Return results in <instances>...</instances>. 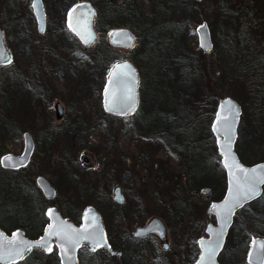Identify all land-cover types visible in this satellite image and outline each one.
<instances>
[{"label":"rangeland","instance_id":"374dc122","mask_svg":"<svg viewBox=\"0 0 264 264\" xmlns=\"http://www.w3.org/2000/svg\"><path fill=\"white\" fill-rule=\"evenodd\" d=\"M107 1L113 4L112 0ZM115 1L120 4V0ZM222 1L226 3L227 10H233L237 16L231 15L230 18L224 19L221 22L223 27L230 26L229 29L232 31L235 23L251 16L257 25H261L259 28L264 29V0H200L201 7L197 9V15L204 9L209 10L212 12L208 14L210 19L215 20V8H218V4L222 5L220 3ZM30 2L31 0L25 2L0 0V28L9 39V42L6 39L5 43L13 60L10 67L0 71V161L8 154L21 155L24 135L29 134L34 149L29 164L24 169L32 167L40 174L34 177V180L42 176L55 189L56 196L53 200L57 199L49 208L59 213L61 204H69L71 214L78 215L81 219L87 208L91 207L97 211L93 206L96 195L88 196L85 192L87 186L95 189L93 194L96 192L107 194L105 187L110 188L112 202L113 191L118 187L123 195V203L117 205L121 207L123 213L120 218L108 222L113 232L112 236L132 237L136 228L145 226L151 218H159L166 226L168 232L166 242H169L171 249L167 252L159 247L156 240L150 241L149 238L146 243L150 242L152 246L150 244L146 246L144 264H167L164 259H167V262L172 260L173 264H193L199 254L194 240L205 236L207 225L214 224L211 218L208 219L206 212L211 202H218L209 201L215 184L218 187L217 177L220 174L218 169L220 159L215 149L216 145L214 148L211 142L214 140L215 144L210 131L214 117L213 114L211 120V113L213 109L215 113L222 98H231L237 102L230 82L233 81V71L237 72L236 76L243 84L253 88L255 84L264 86V67L261 72V65L249 66L252 64L251 58L245 55L244 47L239 57L235 54L231 57L230 48L226 46L225 40H222L223 49L217 46L212 49L214 52L204 54V59L199 62L205 73L202 90L191 93L188 86H179L180 98H176V94L165 92V89H174L176 78L171 79L169 75L171 71L163 60L158 66L145 60L143 68L134 65L138 70L139 80L144 81L145 100L143 99L142 105L140 102L136 112L130 116V121H127L129 117L119 120L106 119L102 104L99 105L102 98L99 99L98 88L101 84L99 77L105 83L110 68L97 65V61H94V64L91 62L95 69L88 68L91 63L87 64L81 59L95 55L94 46L98 42V34L95 31L96 38L88 46H82L72 36V43L75 42L73 45L68 42L66 36V16L70 9L81 2L74 4L65 12L60 8L65 7L63 3L52 4L50 0L43 2L46 19L43 35L37 32ZM139 4L143 6L144 13L150 11V4L147 1H141ZM235 7L240 9L241 13L234 11ZM201 23L204 21L195 25L189 22L184 30L186 41L193 51L198 49L195 31ZM240 25L243 26V22ZM121 28L127 29L126 27L113 29ZM248 33L253 51L264 55V34L254 29ZM107 35L108 33L104 40L109 46ZM134 39V45L130 50L111 48L127 56L136 48L135 35ZM220 41L218 37L214 41L212 39L213 45L214 42L218 45ZM55 42L67 43L69 57L74 61L68 62V59H64L60 46L54 47ZM22 74L25 82L21 81ZM10 76H13L10 83L13 87L6 84L7 77ZM252 82V86L248 85ZM10 94H13L11 98ZM254 95L250 96L256 98ZM57 105L62 110L60 117H56ZM252 105L251 101L246 104L248 112L253 108ZM99 108L102 110L101 113ZM262 108L264 109V106ZM257 109L260 112L254 111V127L258 128L255 133L260 130V126L264 129V110ZM248 120L247 114L241 112L237 128L241 125L243 140L245 123ZM253 122L254 120L252 124ZM10 127H13L16 134H11ZM150 127H152L150 130L161 136L165 142L175 145L174 150L177 154L165 147L153 146L152 140L143 136L138 140L137 131ZM44 135H50L51 138L45 139ZM82 142H85L86 150L81 149ZM259 145L256 146V156L264 155V141L259 142ZM90 148L92 150L96 148L99 154L96 156L89 150ZM245 148L247 152L252 150L250 147ZM83 159H86L87 163H84ZM67 163L75 164L81 171L82 178L75 186L68 185L59 178L60 172L63 171L62 164L65 166ZM85 172L91 174L85 175ZM31 174V171L27 173L29 177ZM4 176V173H0V178ZM197 176L201 177L199 181H205L203 184L209 183L211 186L198 187L201 183L190 186L189 180ZM105 177L110 180H106ZM8 185L7 181L0 180V195L4 196ZM55 185L60 186L59 192ZM203 188L210 190L209 195H200ZM101 199L106 203L105 197L101 196ZM132 207H135L139 214L131 213ZM183 208L190 209V212H183ZM177 209L183 213L178 214ZM13 211L14 214L24 215L17 209ZM97 213L100 215L98 211ZM247 223L251 230L257 231L253 223L250 221ZM102 226L106 233L107 226L104 221ZM240 256L237 260L236 255L234 256L235 264H243V253H240ZM245 256L246 253L244 258ZM53 260L55 261V257Z\"/></svg>","mask_w":264,"mask_h":264},{"label":"trees","instance_id":"16d2710c","mask_svg":"<svg viewBox=\"0 0 264 264\" xmlns=\"http://www.w3.org/2000/svg\"><path fill=\"white\" fill-rule=\"evenodd\" d=\"M141 1H147L148 4H150L149 12L144 13L143 6L139 4V2ZM43 2H46V0H43ZM78 2H89L95 8L96 17L94 20V29L98 34L97 41L99 42V44L97 42L98 45L96 44V46H94L95 55L93 57H81L82 60H85L87 64H90L91 62L94 64V61H97V65L100 64L101 66H106L108 68H110V66L120 61L121 59L129 60L138 68H143L145 60L153 63V65L156 66H158V64L163 60L165 66H167V68L171 71L169 74L171 79L174 80L176 78L175 83L173 84L174 89H165V92H169L171 93V95L176 94V98H180L178 95L179 86L186 85L189 87V91H191V93H195L196 90H202V83L205 80V77L203 76V74H205L204 69L199 63L204 59V54L199 49H197L199 51H197L196 49L194 51L191 50L185 38L186 34L184 30L187 26V23L189 22L194 25L200 21H204V23H206L213 41L216 37H218V40H221L218 45L214 42L213 49H215L217 46L223 49L222 40H225L226 46L230 48L231 57L233 54L239 57L240 52L244 47L246 50L245 55L251 58L250 60L252 64H250L249 66L261 65V72L264 67V55L261 52L257 53L253 51L252 40L249 37L248 33L249 30L254 29L258 33L264 34V29L261 30L259 28V26L261 25H257L254 22L255 19L251 16L241 20L239 23H235L232 31H230L229 29L230 26L223 27L221 22L224 19L230 18L231 15L236 16V13L232 12L233 10H227L226 3L224 1L220 2L222 3V5L218 4V8H215V20L210 19L208 14H212V12L209 10L204 9V11H200L197 15L196 11L201 7V3H198L196 0H120L119 5L115 0H112L113 4L107 0H53L51 3L65 4V7H60L61 10H64L65 12L71 6ZM234 11H240V9L235 7ZM217 13L218 15H216ZM241 22H243V26L240 25ZM231 24H233L232 20ZM224 25L226 24L224 23ZM115 27H126L136 36V48L129 52V55L127 56L121 55L118 51L112 50V48L110 46H107V44L105 43L104 37L111 29ZM20 36L21 34L18 35L19 38ZM66 36L68 42L75 45V42L72 43L73 40H71L72 35L67 30ZM7 41L9 42L8 37ZM58 46H60L62 57L64 59H68V62L74 61L69 57L67 43L62 44L61 42H55L54 47L56 48ZM81 51H83V49ZM150 51L152 52V54H150ZM92 63L91 65H88V68L95 69V66ZM74 67L76 66L74 65ZM241 71L242 68L240 69V72ZM246 72H248V68ZM236 75L237 72L233 71V81H230L231 85L234 88L231 87L230 84L229 86L235 92L233 94L234 99L241 105L242 112L244 111L245 115L247 114L249 120L247 123H245L244 140L242 139L241 125L237 129L238 136L235 143V151L243 164L252 165L254 163L264 161V155L256 156L255 152V150H257L256 146L259 145V142L264 141V129L261 128L262 126H260V130H257V133H255V130L258 128L254 127V111H259L257 108H259L260 110H264L262 108L264 106V86H262V84H255V87L250 88L249 86L243 84V81L238 79ZM231 76L229 77V79L231 78ZM94 78L97 79L98 77ZM219 80H221V78ZM99 81H101V84L98 88V95L100 99L104 80L99 77ZM90 82L93 83L92 80H90ZM252 84L253 82L248 85L252 86ZM143 87L144 81L139 80L138 94L139 103L141 102V105L144 99ZM169 93H167V95H169ZM253 94H255L254 96L256 98H252ZM12 95L13 94H10V98L12 97ZM250 101L253 103V108L250 109V112H248L246 104H248ZM99 105H101L100 102ZM101 112L102 110L100 109V113ZM213 114L214 109L211 113V120ZM105 118L118 120L120 119L109 115H106ZM130 120L131 117L127 119V121ZM252 120H254L253 124ZM12 128L13 127H10L9 130ZM151 128L152 127L147 129H139L136 133L138 136V140H141V138L143 137L147 138L149 140H152L153 146L165 147L167 150L176 153L174 150L175 145H172L171 142H165L161 136L157 135V133L155 132H152L150 130ZM10 132L11 134H16L14 129L10 130ZM257 134L259 137H257ZM47 136L44 135V138H51V136ZM211 142L213 147L215 148L214 140H211ZM80 147L81 149H87L85 146V142L80 143ZM245 147H247V149L248 147H250L252 150H248L249 152H247L245 150ZM89 150H91V152L96 156L99 154L96 148L94 150L90 148ZM61 168L63 171L60 172L59 178L61 181L67 183L68 185L75 186L77 181L82 178L81 171L73 163H67L65 166H63L62 164ZM218 169L220 171V174L217 177V181H219V184H221V186H219L218 184V187H216L215 184V187H212L213 192H211V194L209 195V201L221 200L226 189L224 171L221 166H219ZM30 171L32 172L31 177L27 175V173ZM0 173H4L5 175L3 178H0V180H5L9 184L8 188L4 191V196L0 195V228L6 233H10L15 229L21 228L28 238H37L41 234L42 229L47 221L45 210L51 204H54L57 198L51 202L43 198V196L37 189L34 180L40 174H38V172L32 167L17 171L4 170L0 167ZM88 174L91 173L85 172V175ZM105 178L106 180H110V178L108 177ZM200 178L201 177L198 178L197 176V178L190 179L191 181L189 180V185L194 186L197 183H201L198 184V187L206 185L211 186L209 185V183L203 184V182L205 181H199ZM125 180L126 179H124V182H126ZM124 182H121V184H124ZM55 187L59 192L60 186L55 185ZM94 190L95 189L87 186L85 192L88 196L96 195V201L93 202V206L100 213L102 221H104L107 226L106 234L108 237L110 248L113 251L119 252L120 257L117 258L111 255L110 252L104 248L96 249V251L94 252L92 250H89L87 247H82L77 254L78 264L146 263V260L144 258V251L147 248L146 246L148 244L152 246L151 243H146L148 240L138 241L128 236H112L113 232L111 227L108 226V222H112L113 220L120 218L123 212L121 210V207L112 202L110 198V188L105 187L107 194H99L98 192H96V194H93ZM101 196L105 197V199L107 200L106 203L103 202ZM60 208V213L63 217L69 218L76 224L80 223V217L78 215L73 216L71 214L72 209L69 204H61ZM123 208L126 209L127 207ZM15 209H17V211L23 213L24 215H20V213L14 214L13 210ZM130 212L134 213L135 215L139 214V211H136L135 207H132ZM183 212H190V209L183 208ZM183 212L182 210L177 209L178 214H181ZM247 221L253 223L257 231L251 230L248 226ZM252 237L264 238V189L263 194L259 199L246 205L236 214L233 226L231 227L227 236L224 249L219 256L220 264H235L234 256L236 255L237 260V257L240 256V253L242 254L243 252H245L247 247H249L250 239ZM195 248L198 252L196 246ZM53 257H55V261L53 260ZM57 257L58 255L56 248H54L51 253H44L39 249H32L22 261L16 264H60ZM242 263L246 264L243 256Z\"/></svg>","mask_w":264,"mask_h":264},{"label":"water","instance_id":"95a60500","mask_svg":"<svg viewBox=\"0 0 264 264\" xmlns=\"http://www.w3.org/2000/svg\"><path fill=\"white\" fill-rule=\"evenodd\" d=\"M20 1H25V0H20ZM196 1L199 2L200 0H196ZM33 3L34 0L31 1V9L37 22V31L39 34H43L45 32L44 6L42 0H35L36 3L35 8L32 7ZM94 17H95V10L93 6L88 2L78 3L68 12V20L74 21V26H75L74 29L76 31V36L78 40L85 46L91 44V42L94 41L96 37V33L93 27ZM195 32L197 36L198 49L201 50L202 53L205 55L209 54L212 51L213 44L211 40L210 31L206 23H201V25H199L196 28ZM107 36H108V44L112 48H122L125 50H129L134 45V41H135L134 35L128 29H124V28L112 29L109 31ZM0 60H3L2 62H8L10 60V55L5 48L1 31H0ZM138 84H139L138 72L131 62L124 60L116 63L111 68L108 74L106 85L104 87L102 94V107L104 112L113 116H120V117L132 115L136 110L138 104ZM106 99L108 102V106L113 110L111 111L106 110L105 108ZM222 105L223 108L221 107ZM129 106H131V110H128ZM230 106H235V108L238 109L239 111V115L235 117V123L232 125L233 131L231 132L230 159L228 162L231 163L232 159H234L236 164H238L239 166L245 169L259 168L260 166H264V161L254 163L252 165H245L240 161L237 153L235 152V142L237 139V126L240 119L241 107L237 102H235L231 98H225L224 100L220 101L217 106L211 124V132L215 139L217 153L221 158V165L225 171L226 191L222 200L219 202H212L207 210V215L213 214L216 217L217 225L212 226L209 224L206 229V233L209 235V237L206 239L200 238L197 240V244L200 249V256L195 264H198V262H200L201 254L204 251L201 247V242H203V244L207 246L210 242L215 241L217 239V233L223 231V235L220 240V247L217 248L215 255L209 259L207 258V253L205 252L204 254L206 258L202 262V264H220L218 261V257L224 248L226 237L233 224V219L235 214L239 210H241L244 206L259 199L263 193L264 185H261L259 188L258 195L245 202L242 207H238L234 209L232 215L228 217L226 226H223L222 228L224 221L222 216L218 214L222 213L223 205L225 203V198L228 197L230 179L232 180L235 179V176L230 177L228 169L225 168L224 166L225 157L224 155H222V152L227 151L224 145H225L226 137L229 135L228 133L229 122L232 119V113L229 111ZM56 111H57V117H60L62 110L59 105L56 106ZM218 113L220 114L219 117L217 115ZM226 116L228 117L227 120L225 119ZM23 144H24L23 151L21 155L15 156L12 154H8L1 159L0 164L3 169L19 170L26 167L29 164L34 149V145L29 134L24 135ZM83 162L87 163V160L83 159ZM35 183L45 200L51 201L55 198L56 196L55 189L50 185V183L46 178L40 176L36 179ZM209 192L210 190L208 188H203L201 189L200 193L201 195L206 196L209 194ZM113 201L118 204L123 203V196L121 194L120 188L118 187L115 188L113 191ZM47 219H48V223L44 226L41 236L34 240L26 237L24 231L22 230H15L8 235L0 229V240H2L5 249L10 247L9 244L10 241L18 242L22 240L28 244L33 245V247L30 250L34 248H38L41 251L48 253L49 251H46L44 247L36 246L37 242L43 244V241H47V246L50 248V250L53 244L56 245L60 264H77L76 254L78 249L82 245L87 246L90 250H92L93 247L91 241L83 238L87 233H95L97 235L102 245L97 248L109 247V244L107 242V237L102 226L101 218L97 213V211H95L91 207L87 208L84 211L83 216L81 218V224L79 226L73 224L69 219L62 218L60 214L53 208L48 209ZM61 228L69 231L75 230L76 232L80 233L79 246L76 247L75 249H69V253L71 255L70 261L68 257L61 252V248H60L61 241L55 235H52V233L55 230ZM137 232H140L141 235L137 236L136 235ZM149 235L155 236L160 241V244L164 250L168 249L169 246L168 243L166 242L167 240L166 228L163 222L159 218H151L145 226L136 228L135 231L132 233L133 238H144ZM253 241H255V245H253ZM262 244H264V239L262 238H255L251 241L249 248V253H252L251 264H263L264 248H261ZM30 250L24 251L22 257H17L14 263L23 259ZM249 253L246 258L247 264H249V260H250ZM0 264H13V261L7 255V252H5L3 259L0 260Z\"/></svg>","mask_w":264,"mask_h":264},{"label":"snow or ice","instance_id":"6c2138e0","mask_svg":"<svg viewBox=\"0 0 264 264\" xmlns=\"http://www.w3.org/2000/svg\"><path fill=\"white\" fill-rule=\"evenodd\" d=\"M32 7L33 8L36 7L35 0L34 3L32 4ZM221 107L223 108V105ZM105 108L107 111L113 110L108 106L107 99L105 101ZM128 110H131V106H129ZM229 111L232 113V119L229 122V126H228L229 135L226 137V141L224 145L227 151L222 152V155H224L225 157V165H224L225 168L228 169L230 177L235 176V179L234 180L230 179L228 197L225 198V203L223 205L222 213L218 214L222 216L224 221L222 228L223 226H226L228 217L232 215L234 209L238 207H242L245 202L257 196L259 193L260 186L264 185V166H260L259 168L245 169L239 166L238 164H236L234 159H232L231 163L228 162L230 159L231 132L233 131L232 125L235 123V117L239 115V111L238 109L235 108V106H230ZM217 115L219 117L220 114L218 113ZM225 119L227 120L228 117L226 116ZM52 235H55L61 241L60 244L61 252L65 256H67L70 261L71 255L69 253V249H75L76 247L79 246L80 233L76 232L75 230L69 231L61 228L55 230L52 233ZM136 235L139 236L141 235V233L137 232ZM222 235H223V231L217 233V239L215 241L210 242L207 246H205L203 242H201V247L204 251L201 254L200 262H198V264H202V262L205 260L206 258L204 254L205 252L207 253V258L209 259L215 255L217 248L220 247V240ZM83 238L88 239L89 241L92 242L93 244L92 251L94 252L96 251L97 247L102 246L100 240L98 239L95 233H87ZM9 244L10 247L5 249L2 240H0V260L3 259L5 252H7V255L13 261V264L17 257H22L24 251L30 250L33 247V245L28 244L22 240L18 242L10 241ZM253 245H255V241H253ZM36 246L38 247L42 246L45 248L46 251H50V248L47 246V241H43V244L37 242ZM261 248H264V244L261 245ZM251 256L252 253H249V257H250L249 264H251Z\"/></svg>","mask_w":264,"mask_h":264},{"label":"flooded vegetation","instance_id":"af4514ba","mask_svg":"<svg viewBox=\"0 0 264 264\" xmlns=\"http://www.w3.org/2000/svg\"><path fill=\"white\" fill-rule=\"evenodd\" d=\"M25 2V1H24ZM42 3H43V0H42ZM30 8H31V2H30ZM31 12H32V9H31ZM32 15H33V13H32ZM33 19H34V22L36 23V26H37V22H36V19H35V17H34V15H33ZM45 25H46V20H45ZM70 25H71V27H70ZM66 28H67V30H69L71 33H72V35H73V37L75 38V39H77V36H76V31H75V29H74V21L73 20H68V16H66ZM0 31L2 32V36H3V41H4V45H5V48H6V50H7V52L9 53V55H10V60L8 61V62H2L3 60H0V71H2L4 68H8V67H10L11 65H12V63H13V60H12V55H11V53H10V51H9V49L7 48V45H6V43H5V41H6V39H7V36H6V34H5V32H4V30H2L1 28H0ZM38 32V31H37ZM39 34V33H38ZM39 35H43V34H39ZM78 40V39H77ZM78 42L82 45V43L78 40ZM110 71V70H109ZM109 71H108V73H109ZM21 76V78H22V80L21 81H23V82H25L24 80H23V74L22 75H20ZM13 77V76H12ZM12 77L10 76V77H7V79L8 80H6V84H8V87H13V85H11L10 83H12ZM107 78H108V74H107V77L105 78V83H104V85H103V88H102V91H103V89H104V87H105V85H106V81H107ZM20 85H23V84H20ZM55 112H56V117H57V111H56V107H55ZM200 195H201V193H200ZM209 195V194H208ZM207 196V195H206ZM206 215H207V212H206ZM207 217H208V219L209 218H211L212 220H213V222H214V224H210V225H212V226H216L217 225V219H216V217L213 215V214H210V215H207ZM209 225V224H208ZM207 225V226H208ZM165 226V225H164ZM165 228H166V226H165ZM204 235L205 236H202V237H200V238H204V239H206V238H208L209 237V235L206 233V229H205V231H204ZM168 236V232L166 231V237ZM150 238V241L151 240H156L157 242H158V244H159V247L160 248H162V246H161V244H160V241L155 237V236H153V235H150V236H147V237H144V238H137V239H135V240H138V241H140V240H148ZM199 238H197V240H198ZM197 240L195 241V243H196V247L198 248V244H197ZM169 243V242H168ZM109 244V243H108ZM170 245V244H169ZM168 245V246H169ZM248 248H250V243H249V247ZM104 249H106L107 251H109L110 253L112 252V249L110 248V246L108 247V248H104ZM170 247H168V249H166L167 250V252L168 251H170ZM114 253H115V255H116V257L117 258H119L120 257V253L119 252H116V251H113ZM198 252H199V254H198V257H197V259L195 260V262L193 263V264H195L196 262H197V260L199 259V256H200V249L198 248ZM144 253L146 254V249H145V251H144ZM175 252H173V254H174ZM144 254V255H145ZM195 254H197V252L195 251ZM218 260H219V258H218ZM164 261H165V263H167V264H173V262H172V260H168V262H167V259H164ZM246 261V260H245ZM247 263V262H246ZM155 264V263H154ZM157 264H159V263H157Z\"/></svg>","mask_w":264,"mask_h":264},{"label":"bare ground","instance_id":"6f19581e","mask_svg":"<svg viewBox=\"0 0 264 264\" xmlns=\"http://www.w3.org/2000/svg\"><path fill=\"white\" fill-rule=\"evenodd\" d=\"M24 2V1H23ZM227 98V97H226ZM225 98H222L221 100H219V102L220 101H222V100H224ZM219 102H218V104H219ZM217 104V105H218ZM225 183H226V176H225ZM132 236V235H131ZM255 238H262V239H264L263 237H252L251 239H250V241H252L253 239H255ZM247 251V252H246ZM244 253H246V256H245V258H244V260H246V258H247V255H248V253H249V249H246L245 250V252H243V257H244ZM263 264H264V261H263Z\"/></svg>","mask_w":264,"mask_h":264}]
</instances>
